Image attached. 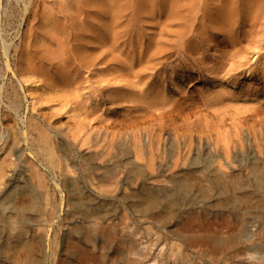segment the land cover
<instances>
[{
    "label": "rangeland",
    "instance_id": "374dc122",
    "mask_svg": "<svg viewBox=\"0 0 264 264\" xmlns=\"http://www.w3.org/2000/svg\"><path fill=\"white\" fill-rule=\"evenodd\" d=\"M118 2L0 0V264H261L264 184H256L252 169H264V129L257 130L264 126V9L251 16L241 7L242 25L225 34L206 25L217 0ZM68 15L80 16L72 23ZM90 34L105 39L103 59L76 68L77 39L92 41ZM59 58L75 77L61 90ZM111 137L121 146L108 148ZM132 138L142 147L139 162ZM195 153L214 161L193 164ZM131 161L141 170L137 178L128 173ZM104 170L116 172L108 193L98 188L110 185ZM34 171L40 183L30 177ZM29 183L37 189L36 209L23 190ZM9 191L15 211L2 207ZM148 199L158 208L146 210ZM88 225L134 250L127 254L123 246L120 253L70 233ZM231 234L240 243L217 254L188 239Z\"/></svg>",
    "mask_w": 264,
    "mask_h": 264
},
{
    "label": "bare ground",
    "instance_id": "6f19581e",
    "mask_svg": "<svg viewBox=\"0 0 264 264\" xmlns=\"http://www.w3.org/2000/svg\"><path fill=\"white\" fill-rule=\"evenodd\" d=\"M118 1H120V0H110V3H109V6L110 7H112V8H116V6L115 5H120L119 4V2ZM135 1V4H138V5H140V4H143V3H145V2H147L148 0H134ZM209 1V0H208ZM150 2V1H149ZM149 2L147 3V4H149ZM167 2H169V1H167ZM194 2V1H193ZM201 2V1H200ZM166 3V2H165ZM172 3V2H171ZM196 3H197V0H196ZM204 3H205V1H204ZM206 3H208L207 1H206ZM205 3V4H206ZM210 3V2H209ZM217 3H218V5H217ZM217 3H215L217 6H216V8L214 9L215 11H213V13H211V15H209V17H208V19L206 20V25L207 26H209L210 28L212 27L213 29H216L217 31L220 29L221 31H222V33H225L226 34V32L225 31H227V33L228 34H232V33H229V31H230V29L231 28H235L236 26H237V24L238 25H242V24H239L238 22H239V20H240V18H239V16H240V8L242 7V10H243V12H246V11H248V14H249V12H253V14L251 15V16H256V15H258V16H260V14H258V13H260L259 11H262V8L264 9V0H217ZM122 4V3H121ZM152 4V3H151ZM151 4L150 5H148V6H150L151 7ZM163 4V3H162ZM169 4V3H168ZM212 4V3H211ZM161 5V4H160ZM201 5H203L202 4V2H201ZM213 5V4H212ZM106 6V5H105ZM165 6V5H164ZM167 6V5H166ZM197 6V5H196ZM204 6V5H203ZM108 7V6H107ZM178 7V6H177ZM176 7V8H177ZM207 7V5L204 7V8H206ZM111 8V9H112ZM186 8V7H185ZM201 8H202V6H201ZM204 8H202V9H204ZM208 8V7H207ZM212 8H214V7H212ZM106 9V8H105ZM118 10H117V12L119 11V8H117ZM196 9V8H195ZM201 9V10H202ZM107 11L109 10V9H106ZM172 10V9H171ZM194 10V9H193ZM199 10V9H198ZM200 10V11H201ZM116 11V10H115ZM204 11H206V10H204ZM207 11H209V9L207 10ZM206 11V12H207ZM123 12V11H122ZM156 12V11H155ZM179 12V11H178ZM187 12V11H186ZM196 12H197V10H196ZM195 12V14L197 15V13ZM100 13V12H99ZM118 13H120V12H118ZM190 13L191 12H189V17H190ZM208 14L210 13V12H207ZM81 14V13H80ZM94 14V13H93ZM92 14V15H93ZM111 14V13H110ZM115 14H116V12H115ZM123 14V13H122ZM182 14V13H181ZM187 14V13H186ZM205 14V16H207L206 15V13H204ZM101 15V14H100ZM109 15V14H108ZM184 15V14H183ZM182 15V16H183ZM191 15H192V13H191ZM243 15V14H242ZM241 15V16H242ZM80 16V15H79ZM79 16L77 15V18L79 19ZM174 16V15H173ZM198 16H200V15H198ZM202 16V15H201ZM246 16V15H245ZM250 16V17H251ZM75 17V16H74ZM72 15H68V17H67V19H68V21H71L72 23H73V20H75L76 21V19L77 18H74ZM109 17H110V15H109ZM116 17V16H115ZM179 17V16H178ZM186 17H188L187 15H186ZM247 17H248V15H247ZM247 17H246V19H247ZM262 17V16H261ZM93 18V17H92ZM191 19H192V17H190ZM201 17H199V19L198 20H201L200 19ZM202 18H203V16H202ZM253 17H251V19H252ZM254 18H256V17H254ZM77 19V20H78ZM190 19V20H191ZM257 19V18H256ZM185 19H182L180 22H182V21H184ZM197 20V21H198ZM250 20V19H249ZM252 20H254V19H252ZM251 20V21H252ZM172 21V20H171ZM192 21H193V19H192ZM201 21H203V20H201ZM200 21V22H201ZM247 21V20H246ZM257 21V20H256ZM188 22L189 23H191L189 20H188ZM187 22V23H188ZM80 23V22H79ZM169 23V22H168ZM173 23V22H172ZM193 23H198V22H196V21H194ZM204 23V22H203ZM249 23H251V22H247V24L249 25V26H251ZM258 23L259 22H257V24H256V26L258 25ZM95 24V23H94ZM261 24V23H260ZM259 24V25H260ZM97 25V24H96ZM166 25V24H165ZM182 25H184V24H182ZM187 25V24H186ZM191 25V24H190ZM196 25V24H195ZM194 25V26H195ZM200 25V24H199ZM258 25V26H259ZM71 26V25H70ZM198 26V25H197ZM197 26H196V28H197ZM244 26H245V24H244ZM256 26H254L253 25V27H256ZM262 26V25H261ZM99 27V26H98ZM169 27V26H168ZM183 27H185V26H183ZM186 27H188V25L186 26ZM190 27V26H189ZM203 27V26H202ZM210 28H207V29H210ZM211 28V29H212ZM250 28V27H249ZM167 29V28H166ZM183 30H184V28H182ZM185 29H187V28H185ZM200 29V28H199ZM202 29V28H201ZM200 29V30H201ZM206 29V30H207ZM248 29V28H247ZM48 30V29H47ZM175 30V29H174ZM174 30H173V32H174ZM187 30H189V29H187ZM186 30V31H187ZM193 30V29H192ZM260 30H261V28H260ZM87 31V30H86ZM168 31V30H167ZM199 31V30H198ZM203 31V30H202ZM202 31H201V34H202ZM215 31V30H214ZM224 31V32H223ZM235 31H237L236 29H235ZM248 31H249V29H248ZM172 32V33H173ZM179 32V31H178ZM195 32V31H194ZM219 32V31H218ZM244 32V31H243ZM250 32V31H249ZM191 33H192V31H191ZM206 33V32H205ZM221 33V34H222ZM239 33V32H238ZM171 34V33H170ZM189 34V33H188ZM196 34V33H195ZM197 34H199V36H200V33H197ZM207 34V33H206ZM209 34V33H208ZM215 34H216V32H215ZM219 34V33H218ZM41 35V34H40ZM174 35V34H173ZM234 35V34H233ZM232 35V36H233ZM239 35V34H238ZM237 35V36H238ZM248 35V34H247ZM76 36V35H75ZM90 36H93L92 38L94 39H92V41H88V40H84V39H82V38H79V39H77V42H78V49H80V51H78L79 52V56L77 57V58H75L76 60V62H77V64H76V66H74V67H76V68H79V67H81V64H82V67H83V65L85 66V65H89V64H92V63H94L95 61H100V60H102L103 59V57H102V55H103V43H104V41H105V39L103 38V37H98V36H96L95 34H90ZM162 36V35H161ZM183 36V35H182ZM202 36V35H201ZM221 36V35H220ZM228 36V35H227ZM160 37V36H159ZM173 37V36H172ZM188 37H190L189 35H188ZM187 37V38H188ZM68 38V37H67ZM76 38H78V37H76ZM162 38V37H161ZM163 38H166V37H163ZM180 38H182V37H180ZM184 39H185V37H183ZM200 38V37H199ZM202 38V37H201ZM200 38V39H201ZM204 38H205V35H204ZM207 38V37H206ZM214 38V37H213ZM221 38V37H220ZM225 38V37H224ZM238 38V37H237ZM244 38H245V36H244ZM247 38V37H246ZM116 38H112V40H115ZM155 39V38H154ZM178 39V38H177ZM203 39V38H202ZM212 39V38H211ZM219 39V38H218ZM162 40V39H161ZM164 40V39H163ZM169 40L171 41V38H169ZM241 40V39H240ZM64 40H62L61 39V41H60V44L61 43H64L63 42ZM111 41V40H110ZM150 41V40H149ZM169 41V42H170ZM188 41H190V40H188ZM207 41V40H206ZM229 41V40H228ZM238 41V40H237ZM244 40H242V42H243ZM161 42V41H160ZM167 42V41H166ZM194 42H196V41H194ZM200 42V41H199ZM209 42V41H208ZM234 42V41H233ZM239 42V41H238ZM106 43V42H105ZM171 43H173V41L171 42ZM179 43V42H178ZM192 43V42H191ZM197 43V42H196ZM201 43V42H200ZM203 43H204V41H203ZM216 43V42H215ZM240 43V42H239ZM159 44V43H158ZM166 44V43H165ZM210 44V43H209ZM154 46H156V44H153ZM167 45H168V43H167ZM173 45V44H172ZM189 45V44H188ZM238 45V44H237ZM152 46V45H151ZM160 46V45H159ZM166 46V45H165ZM181 46V45H180ZM205 46V45H204ZM227 46H228V44H227ZM167 47V46H166ZM176 47V46H175ZM195 47L196 46H194V50H195ZM224 47V46H223ZM234 47V46H233ZM240 47H241V43H240ZM155 48V47H154ZM161 48H164V46L163 47H161ZM232 48V47H231ZM230 48V49H231ZM235 48V47H234ZM2 49H3V53H4V55L6 54V50H7V45L5 44V42L3 41V39H2ZM159 49V48H158ZM171 49H172V47H171ZM173 49H174V47H173ZM263 49V48H262ZM153 50V49H152ZM151 50V51H152ZM162 50H164V49H162ZM168 50V49H167ZM166 50V51H167ZM202 50V49H201ZM233 50V49H232ZM159 51V50H158ZM165 51V50H164ZM213 51V50H212ZM240 51V50H239ZM168 52V51H167ZM175 52V51H174ZM173 52V53H174ZM201 52V51H200ZM203 52V51H202ZM155 53V52H154ZM163 54V53H165V52H163V51H161L160 53H158L159 55L160 54ZM172 53V54H173ZM217 53V52H216ZM230 53H232V51L230 52ZM236 53H238V52H236ZM236 53H234V54H236ZM157 54V55H158ZM170 54H171V51H170ZM229 54V53H228ZM194 55V54H193ZM197 55H198V53H197ZM200 55V54H199ZM226 55V54H225ZM155 56V55H154ZM163 56V55H162ZM195 56V55H194ZM219 56V55H218ZM237 56V55H236ZM27 57V56H26ZM39 57V56H38ZM193 57V56H192ZM200 57V56H199ZM28 58V57H27ZM30 58V57H29ZM106 58V57H105ZM161 58V57H160ZM159 58V59H160ZM197 58V57H196ZM204 58V57H203ZM224 58V57H223ZM230 58V57H229ZM155 59V58H154ZM162 59V58H161ZM200 59V58H199ZM206 59H207V57H206ZM25 60H26V58H25ZM30 60V59H29ZM45 60V59H44ZM44 60H41L40 58H39V61H41V62H43V63H45V61ZM158 60V59H157ZM71 62H72V60H70ZM160 60H158V61H156V62H159ZM197 61H199V60H197ZM26 62V64L29 62V61H25ZM24 62V63H25ZM208 62V61H207ZM54 63V62H53ZM140 63V62H139ZM49 64V62L48 63H45V65H48ZM68 64V62H67V59H64V58H59L58 59V62L55 64V73H56V75H58V80H57V82L55 83V84H58V87H61L60 88V90L62 89V88H64V87H62V86H64L65 84H67L66 82L68 81V80H74V75L73 74H71V72H72V70H71V72H70V70H66L64 67L66 66ZM98 64V63H97ZM101 64V63H100ZM154 64V63H153ZM157 64V63H156ZM159 64H161V63H159ZM50 65V64H49ZM141 65V64H140ZM151 65V67H152V64H150ZM6 66H7V69L8 70H10V68L8 67V65L6 64ZM142 66V65H141ZM149 66V65H148ZM206 66V65H205ZM213 67V66H212ZM86 68H88V67H86ZM141 68V67H140ZM145 68V67H144ZM204 68V67H203ZM216 68V67H215ZM70 69V68H69ZM75 69V68H74ZM143 69V68H142ZM77 70V69H76ZM76 70H73V72L74 71H76ZM80 70H81V68H80ZM232 71H233V69H231ZM230 70V71H231ZM209 71V70H208ZM146 72V71H145ZM235 72V71H234ZM54 73V74H55ZM142 73V72H141ZM264 74V73H263ZM144 75V74H143ZM49 78V77H48ZM53 78V77H52ZM229 78V77H228ZM145 79V78H144ZM49 80H50V78H49ZM264 80V79H263ZM44 81V80H43ZM46 81V80H45ZM143 81V80H142ZM141 81V82H142ZM46 83V82H45ZM53 84V83H52ZM70 85V84H69ZM262 89V88H261ZM154 94V93H153ZM223 95V94H222ZM163 96V95H162ZM218 97V96H217ZM214 98V97H213ZM14 100V99H13ZM15 102V101H14ZM17 102V101H16ZM17 104V103H16ZM223 105V104H222ZM221 105V106H222ZM15 106V105H14ZM190 106V105H189ZM18 107V106H17ZM16 109V108H15ZM187 111V110H186ZM159 114V113H158ZM147 116V115H146ZM158 116V115H157ZM163 116V115H162ZM134 117V116H133ZM135 118V117H134ZM155 119V118H154ZM134 121V120H133ZM136 121V120H135ZM161 121V120H160ZM260 121V120H259ZM132 122V121H131ZM157 122H158V120H157ZM157 122H156V124H157ZM263 122V121H262ZM150 123V122H149ZM131 124V123H130ZM132 124H133V122H132ZM138 124V123H137ZM136 124V125H137ZM148 124V123H147ZM153 124V122L151 123V125ZM128 125V124H127ZM131 126V125H130ZM135 126V125H134ZM133 126V127H134ZM259 126V125H258ZM137 127V126H136ZM114 128V127H113ZM119 128V127H118ZM125 128V127H124ZM261 128H263L264 129V126H262V125H260L259 126V128H257V130L258 131H260L259 129H261ZM127 129V128H126ZM152 129V128H151ZM254 129V128H253ZM32 130V129H31ZM129 130H131V128L129 129ZM153 130V129H152ZM159 130V129H158ZM256 130V131H257ZM149 131V130H148ZM262 131V130H261ZM264 131V130H263ZM157 132V131H156ZM159 132V131H158ZM260 133V132H259ZM38 134H39V136H40V138H41V141H43V143H45L44 144V146H43V148L41 149L42 151H44L46 154H49V153H51V148H50V146H48V142H49V139H48V137L41 131V130H39L38 131ZM136 134V133H135ZM139 134V133H138ZM137 134V135H138ZM155 134H157V133H155ZM117 135V134H116ZM175 135V134H174ZM97 136V135H96ZM95 136V137H96ZM107 136H109V135H107ZM149 136V135H148ZM152 136H154V134L152 135ZM161 136V135H160ZM138 137V136H137ZM150 137V136H149ZM153 138V137H152ZM172 138V137H171ZM88 139V138H87ZM111 140H110V142L108 143L109 144V147L108 148H116V146L117 145H120L121 146V142L119 141V143L117 144V143H115V139L113 138L112 139V137L110 138ZM158 138H156V140H157ZM90 140V139H89ZM100 140V139H99ZM118 140H119V138H118ZM132 140H133V147H134V151H135V154H134V156H133V159L134 160H138V162H139V160H142V159H145L144 158V154H143V151H142V147L139 145V142L136 140V139H134V138H132ZM143 140V139H142ZM147 140V139H146ZM170 140V139H169ZM228 140V139H227ZM91 141V140H90ZM96 141H98V140H96ZM140 141V140H139ZM153 141V140H152ZM164 141V140H163ZM174 141V140H173ZM148 142V141H147ZM178 142V141H177ZM88 143V142H87ZM93 143H95V142H93ZM127 143V142H126ZM144 143V142H143ZM191 143V142H190ZM96 144V143H95ZM115 144H116V146H115ZM147 144V143H146ZM156 144H157V141H156ZM187 144V143H186ZM93 145V144H92ZM91 145V146H92ZM99 145H100V143H99ZM126 146H127V144H126ZM145 146V145H144ZM150 146V145H149ZM153 146H154V144H153ZM156 146V145H155ZM130 147V146H129ZM118 148H119V146H118ZM122 148V147H121ZM125 148V147H124ZM156 148V147H155ZM154 148V149H155ZM188 148V147H187ZM129 149V148H128ZM146 149V148H145ZM151 150V149H150ZM149 150V151H150ZM159 150V149H158ZM172 150V149H171ZM123 151H125V150H123ZM131 151H132V149H131ZM145 151V150H144ZM147 151V150H146ZM15 152H16V150H15ZM121 152H122V150H121ZM171 152V151H170ZM116 153V152H115ZM124 153V152H123ZM16 154H17V152H16ZM111 154V153H110ZM109 154V155H110ZM114 154V153H113ZM131 154V153H130ZM149 154V153H148ZM107 155V154H106ZM127 155H128V153H127ZM195 156L192 158V163L194 164V163H197L198 162V159L199 160H201V162H202V164H204L203 166H209V164H210V162H213L214 161V157H203V158H198V155L195 153L194 154ZM119 156V155H118ZM124 156V155H123ZM149 156H150V154H149ZM155 156V155H154ZM129 157V156H128ZM148 157V156H147ZM114 158V157H113ZM122 158V157H121ZM129 159V158H128ZM147 159H149V158H147ZM146 159V160H147ZM145 160V161H146ZM123 161V160H122ZM149 161H151V159H149ZM117 162V161H116ZM125 162H127V161H125ZM148 162V161H147ZM146 162V163H147ZM134 163H136V161L135 162H130V163H128V173H129V175H131V176H133V177H135V178H137L138 176H140L141 175V170L134 164ZM122 166H123V164H122ZM119 168V167H118ZM110 170V169H109ZM127 170H125V172H126ZM1 173H2V170H1V167H0V176H1ZM32 174H30L31 176V178H32V180L33 181H38V183H40V180H41V175H39L38 173H36L35 171L34 172H31ZM252 174L254 175V177H255V180H256V184L257 185H262V184H264V169H262V170H260V171H258V170H256L255 168H253L252 169ZM126 176H128V175H126ZM103 177L104 178H102L103 180H106V181H111L110 182V185H107V186H104V185H101V186H99L98 188H99V190L101 191V192H107L108 193V191H110L109 190V188L110 187H112L113 185H114V188H115V185L117 184V180H116V172L115 171H113V172H109V171H105L104 170V174H103ZM127 180H129V179H127ZM131 180V179H130ZM178 184V183H177ZM176 184V185H177ZM180 184V183H179ZM178 186V185H177ZM180 188H181V190H183V191H185V190H187V186H186V184L185 183H183V184H180ZM189 188V187H188ZM70 189L71 190H74V191H76V190H78V184H77V182L76 181H71V184H70ZM220 188L219 187H217V188H215V187H213V190L215 191V192H217L218 190H219ZM23 190H24V193L26 194V195H28V197L30 198V205L28 206L29 207V209H36V208H38V195H37V189H36V186L33 184V183H29V184H27L24 188H23ZM41 191V190H40ZM112 191H113V189H112ZM40 193V192H39ZM207 193H209V191H207ZM207 193H205V191H203V194H207ZM14 195H15V193H13V191H9L6 195H5V197L3 198V200H2V207L4 208V209H7V210H10V211H15L16 210V208L14 207V204H13V200H14ZM169 204V203H168ZM146 206H147V209L146 210H149V209H155V208H158V202H156V200L155 199H148L147 200V202H146ZM82 208V206H78V208L77 209H81ZM28 209V208H27ZM84 221L86 222L87 221V217H86V215L84 216ZM70 233L71 234H75V235H83L84 237H87L88 239H92V240H99L104 246H106V247H108V246H114L115 247V249L117 250V252H120L121 253V247H123V246H125L126 248H127V254H129L130 252H132L133 250H134V247H133V243L132 242H125L124 240H122V239H119V238H116L109 230H106V229H104V228H100V227H98V226H91V225H88V226H81V227H78V226H73V227H71V229H70ZM19 237V236H18ZM177 237V239H181L182 238V236H180V235H177L176 236ZM188 239L189 240H191V241H193V242H195V241H199V242H201V243H203V244H206V245H208L209 246V249L211 250V252L213 253V254H217V253H222V252H228V251H231L234 247H235V245H237V244H239L240 243V238H239V235H233V234H231V235H229V236H226V237H218V236H215V235H205V236H201V237H194V236H189L188 237ZM258 260L260 259V263L261 264H264V258H257Z\"/></svg>",
    "mask_w": 264,
    "mask_h": 264
}]
</instances>
